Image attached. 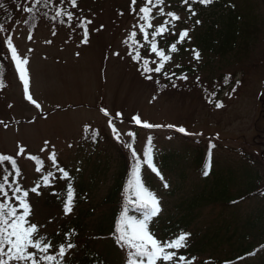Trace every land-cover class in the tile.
<instances>
[{"label":"rangeland","instance_id":"rangeland-1","mask_svg":"<svg viewBox=\"0 0 264 264\" xmlns=\"http://www.w3.org/2000/svg\"><path fill=\"white\" fill-rule=\"evenodd\" d=\"M102 1L83 0L73 8L70 5L74 20L63 27L40 21L32 29L26 24L28 16L21 17L20 14L5 26L2 41L11 36L18 53L29 60V92L41 105L37 108L27 99L15 63L9 57L7 82H2L0 87V121H3L0 123V153L16 159L23 188L33 187L46 171L54 173L51 180L55 182L59 172L49 158L54 150L58 166L82 173L88 184H91L97 168L91 196L92 202L98 205L112 185L120 156L124 155L128 161L131 159L129 149L124 146L131 142L129 132L136 133L134 147L141 159L146 138L152 136L159 164L167 151L172 157L170 163L186 168L185 182L175 189L176 195L170 192L181 182L177 174L170 173L163 180L160 177L155 180L159 187L155 193L164 201L166 215L174 210L180 194H189L198 179L199 165L194 161L197 149L203 150L204 158H208V152L213 148L220 168L239 165V158L228 148L249 151L264 166V0H237L239 6L254 15L259 24L248 52L242 51L224 59L218 56L203 58L201 52L199 60L191 53L181 58L175 54L165 62L163 70L169 72L177 64L185 63L195 66L193 76L186 80L177 79L173 83L175 86L165 91L159 88L162 82L160 73H152L153 78L146 79L138 63L128 55L133 51L130 34L135 31L136 50L140 51L142 59H149V67H155L151 61L159 62V58L150 49L154 29L148 30L149 41H145L139 28L133 27L138 24V17L131 11L130 0ZM30 3L33 5L34 1L30 0ZM142 5L143 0L136 5L137 12ZM158 11L157 8L152 13L156 17L152 20L154 26L160 24ZM183 15L184 25L179 20L174 29L169 26L175 33L179 34L186 27L192 29L186 14ZM85 20H91L87 25V43L82 42L83 29L78 26ZM171 33L166 32L164 39L173 38ZM155 40L161 48L160 37ZM226 77L230 78L225 81ZM220 79L223 83L219 84ZM236 81L241 83L237 85ZM234 87L235 93L232 92ZM217 101H222L223 107H216ZM101 108H106L109 116H105ZM117 112L123 114L122 118L116 117ZM137 114L143 121L163 127L147 129L137 125L132 120ZM109 119L120 135L119 141L108 125ZM181 126L187 130L185 133L178 131ZM89 130H103L110 136V143L92 147L85 138ZM174 133L180 140L172 135ZM181 136L193 140V144L184 148V137ZM46 141L47 148L41 151ZM21 145L25 152L17 155ZM29 154L42 163L30 159ZM38 166L40 171H37ZM5 169L12 171L10 161L0 164V174ZM39 191V195L29 192L28 197L35 212L33 223L41 226V232H51L64 223V219L73 216L75 210L66 217L63 210L45 206L48 189L41 186ZM240 208V215L246 218L250 214L257 215L263 204L257 199L246 200ZM101 210L97 209L98 212ZM227 215L229 212L223 205L206 207L195 226L196 233L202 235L211 223ZM91 230L86 228L87 232Z\"/></svg>","mask_w":264,"mask_h":264},{"label":"trees","instance_id":"trees-1","mask_svg":"<svg viewBox=\"0 0 264 264\" xmlns=\"http://www.w3.org/2000/svg\"><path fill=\"white\" fill-rule=\"evenodd\" d=\"M33 1L34 4L31 5L30 0H0V3L4 5L0 8V25L4 27V31L0 32V81L4 84L7 82L10 68V60L8 59L10 54L6 50V44L2 41L7 24H10L18 14L21 17L23 15L28 16L26 24L32 29H35L40 21L63 27L70 25L74 20V14L71 22L65 15H56L57 12L61 11L71 12L69 0H39V3L37 0ZM82 1L77 0L78 5ZM140 1L142 0H137V4ZM238 3L237 0H214V3L208 6L193 4L197 15L189 18L190 13L187 11V5L182 4L181 0H165V12L174 11L181 18L184 17L183 13H185L192 29L189 31L190 39L185 38L182 44H177V52H170L169 45L177 41L178 33L171 39L160 37L161 48L171 57L176 54L179 58L184 54H193L192 49L202 52L203 58L204 56L210 58L218 56L224 59L232 54L238 55L242 51L248 52L253 44L252 37L259 24L257 18L250 12L246 13ZM29 8L32 9L31 12L28 11ZM53 17L56 18L53 19ZM29 18L32 20L29 21ZM163 18L165 17L160 18V24L163 22ZM197 19L201 21L198 25L195 24ZM180 20L182 21V19ZM181 23L185 24L184 21ZM186 28L190 29L189 27ZM171 29L169 27L168 32L174 31ZM158 48H160L159 44ZM180 66V68H172L168 72L171 79L164 76V70H162L159 75L162 77L160 79L162 82L159 84L161 91L172 88L173 83L182 74H186L188 78L193 76L195 66L192 67L185 63L180 64ZM172 73L175 75H171ZM217 82L220 84L223 83V80L220 79ZM219 92L222 94V91ZM209 97L212 99V96ZM97 132L98 135L94 137ZM172 135L175 138L178 136L175 133ZM181 137H184L182 139L184 148L194 142L186 136ZM85 138L89 140L92 147H97L101 143L107 145L111 141L110 136L103 133V130H89L85 134ZM153 144H155L154 139ZM228 149L232 150L233 154L239 158L237 167L229 165L228 168H220L219 164L217 165V152L215 154L213 148V151L210 149L208 152V158H204L203 150L197 149L195 151L197 156L194 157V161L196 165H199L197 167L198 179L193 183L192 191L187 195L180 194L181 196L175 202L174 210L167 215L164 201L160 199L162 210L158 216L151 220L149 225L150 231L162 241L174 238L180 231L190 233L187 248L180 249L178 254L185 255L188 259L195 257L196 259L192 264H206V262L207 264H264V166L254 156H251L249 151ZM170 158H172L171 155L164 151L163 160L159 164L154 147V163L163 178L168 177L170 173H175L181 180L170 192V194L176 195L175 189H179L185 182L186 168L176 163H170ZM131 164V159L128 161L124 155L120 156V162L113 174L112 185L109 187L106 197L98 205L92 202L91 196L97 168L91 184L83 180L82 173L77 174L69 168H64L72 178L70 181L62 179L61 174L58 173L55 182L52 181L51 187H43L48 189L45 194L44 205L50 208H58L63 212V201L66 199L68 183L72 184L75 192L73 211L66 217L75 210L73 216L64 219V223H61L58 228L51 232H41V226L37 224L40 234L46 235L52 240L54 245L52 251L56 250V245L65 242V232L75 230L76 234L72 237L71 242L76 247L70 249L66 254L65 264H126V250L123 251L116 244L112 233L123 205L124 187L130 176ZM146 166H142L141 169L142 180L150 190L157 192L159 187L157 188V181L155 180L160 176ZM53 192L58 193V195H53ZM255 199L261 201L263 209L255 216L250 214L246 218L242 217L240 215L242 202ZM216 204L223 205L229 215L222 220L211 223L207 231L198 235L195 226L202 219L203 210ZM101 208L102 210L98 212ZM34 213L31 206L29 220L32 223ZM133 213L139 215L135 213V210ZM96 215L97 217L93 219ZM86 228L92 230L87 232Z\"/></svg>","mask_w":264,"mask_h":264},{"label":"snow or ice","instance_id":"snow-or-ice-1","mask_svg":"<svg viewBox=\"0 0 264 264\" xmlns=\"http://www.w3.org/2000/svg\"><path fill=\"white\" fill-rule=\"evenodd\" d=\"M70 4L75 7L77 0H69ZM182 4L187 5V11L190 13L189 18L195 17L197 12L193 8V4H200L208 6L214 3V0H181ZM39 3V0H37ZM137 0H131V11L136 13L138 17V24L133 27H138L140 32L143 33V39L149 41V29H154L151 32L153 39L150 41V49L152 53H155L159 58V62L152 60L151 63L155 64V67H149V59H142L140 51L136 50L135 45L138 43L134 38L137 33L131 32L130 38H132L133 51L129 52L128 55L131 59L135 60L140 66L142 74L145 75L146 79L151 80L152 73H161L165 67V62L171 59V56L166 54L163 48H158V43L155 37H162L165 32L169 31V26L175 28V22L179 21L181 17L174 11L165 12V0H143V5L137 12L136 8ZM4 7L0 3V8ZM159 9L157 16L165 17L163 22L159 25H153L152 20L156 17L152 15L154 9ZM32 11L31 8L28 9ZM57 16L65 15L69 22L73 20L72 12H57ZM123 15V13H121ZM56 17H53L55 19ZM63 22V21H62ZM201 21L197 19L195 24H200ZM91 24V20L81 21L78 25L83 29V43L88 42V29L87 25ZM4 31L3 25H0V32ZM190 29L185 28L178 34L176 42L169 45V51L175 53L178 51L177 44H182L185 38H189ZM55 34V33H53ZM173 36L176 33H171ZM31 39V36L29 37ZM50 42V41H49ZM6 44V50L10 52L11 60L15 63L16 70L19 73V79L23 82L24 91L27 95V99L40 108L41 105L33 99L29 92L30 76L28 73L27 65L29 60L26 57H22L17 48L14 46L12 37L7 36L4 41ZM127 43V41H126ZM187 50V49H186ZM31 51V50H29ZM193 57L196 60L200 59V52L196 49L191 50ZM119 55V53H115ZM142 61V63H141ZM177 68L181 66L176 65ZM163 75L171 79V76L167 71L163 72ZM171 75H175L172 73ZM188 77L186 74H182L178 79L186 80ZM230 77H226L227 81ZM199 80V77H197ZM158 82V81H157ZM241 82L236 81L239 85ZM2 81H0V87H2ZM175 86V85H173ZM236 88L232 89L235 93ZM215 96V93H212ZM211 102V101H209ZM216 107H223L222 101L216 102ZM105 116H109V112L106 108L100 109ZM116 117L122 118V113L117 112ZM132 120L144 128H160L163 125L153 124L148 121H143L139 114L132 117ZM3 123V121H0ZM108 125L112 130L115 138L119 141L120 135L117 132L112 119L108 120ZM167 127H175V125H167ZM179 132L185 133L187 130L184 127H179ZM98 135V132L94 134ZM128 135L131 137V142L126 143L124 146L130 151L132 160L130 176L126 181L124 187V201L119 214V217L115 223V229L112 236L115 239L116 244L126 250V264H192L196 259L192 257L188 259L185 255L178 254L180 249L187 248V240L191 235L190 233L180 231L174 238L160 240L156 235L150 231L149 225L151 220L158 216L161 212L160 198L156 193L150 190L142 180L141 169L142 166L147 165L152 172H155L160 179L163 180V176L160 174L156 164L154 163V144L153 137L148 136L143 150V159L141 155L136 151L134 144L136 142V133L129 132ZM48 142H45V148L41 151H45ZM25 152L24 146H19L17 155H22ZM29 158L37 160L35 156L29 154ZM50 160L52 161L53 167L61 174V178L70 181L72 178L68 171L58 166L57 156L53 150L50 154ZM5 161L11 162L12 171L5 169L0 174V264H65V256L70 249L76 247L72 243V237L76 234L75 230H70L64 233L65 242L59 243L55 246L53 242L46 235H41L39 227L36 223H32L29 220L31 215V204L29 203L28 197L29 192L40 194L39 189L43 187H51L54 173L49 171L42 175L41 180L36 182L30 189H25L19 182L21 175L20 169L17 165L16 159L10 155H4L0 153V164ZM38 163H42L39 162ZM40 167H37V171H40ZM207 175V173H205ZM11 177V179H10ZM164 187L167 188L168 184L165 182ZM11 193V194H9ZM53 195L58 193L53 192ZM75 192L71 183L67 184L66 199L63 201L64 214L68 215L73 211ZM135 210V213H133ZM207 264V262H206Z\"/></svg>","mask_w":264,"mask_h":264}]
</instances>
